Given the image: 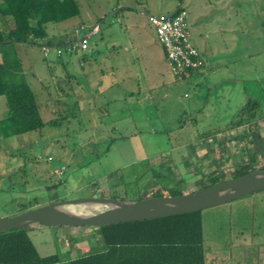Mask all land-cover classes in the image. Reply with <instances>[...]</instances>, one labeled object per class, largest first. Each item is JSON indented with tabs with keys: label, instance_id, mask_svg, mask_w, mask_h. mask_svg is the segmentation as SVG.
I'll list each match as a JSON object with an SVG mask.
<instances>
[{
	"label": "rangeland",
	"instance_id": "374dc122",
	"mask_svg": "<svg viewBox=\"0 0 264 264\" xmlns=\"http://www.w3.org/2000/svg\"><path fill=\"white\" fill-rule=\"evenodd\" d=\"M78 1L79 15L49 23L47 33L49 38L63 33L69 41L98 25L89 36L90 61L83 62L79 50H63L57 56L52 48L44 57L38 44H17L43 120L57 117L59 124L0 137V218L20 213L23 205L31 209L64 199L145 198L164 191L158 178L171 175L169 168L187 193L207 182L208 172L220 170L228 176L235 169L252 167L243 151L244 145L249 146L246 126L236 130L233 124L225 125L234 121L241 105L231 101L224 108L220 99L205 107L198 87L175 79L161 58L162 46L154 40L155 30L146 15L171 13L177 0ZM189 1L184 3L186 9ZM209 1L217 0H203V5ZM222 1L230 9L248 7L253 31L262 29L256 15L260 11L264 19V0ZM211 11L216 8L208 14ZM149 52L161 58L168 82L152 93V100L142 93L138 102L136 92L144 84L138 82L151 64ZM131 88L135 97H121ZM103 108L109 109V116L102 115ZM6 112L5 98L0 96V117ZM217 128L221 132L216 139L199 137ZM186 142L199 148L182 149ZM170 153L172 158L167 159ZM166 159L169 168L155 163ZM62 165L63 173L55 174ZM166 179L174 181L171 176ZM202 217L208 264H244L230 259L228 247L264 242V191L204 209ZM28 233L41 256L68 251L74 257L101 245L97 230L91 228L29 227ZM241 254L234 250V256ZM247 256V264H256L257 247L248 249Z\"/></svg>",
	"mask_w": 264,
	"mask_h": 264
},
{
	"label": "trees",
	"instance_id": "16d2710c",
	"mask_svg": "<svg viewBox=\"0 0 264 264\" xmlns=\"http://www.w3.org/2000/svg\"><path fill=\"white\" fill-rule=\"evenodd\" d=\"M79 7L78 0H0V96L5 98L7 108L6 115L0 117V137L8 138L45 125L59 124L57 117L47 122L43 120L40 104L24 74L17 44L41 46L39 40H44L47 45L65 44L67 41L63 37H48L47 25L78 16ZM258 104L255 99L249 98L231 127L249 122L259 109ZM245 140L249 144L252 142L249 138ZM243 151L252 167L235 169L228 176L220 170L208 172V181L197 189L264 168V154L250 151L245 145ZM169 170L171 175L158 178L164 191L147 197L183 193L173 171ZM155 176L159 177L158 174ZM169 176L174 177L175 182L168 181L166 178ZM262 191L264 189L258 192ZM28 209L27 205H23L21 212ZM79 227L97 230L101 245L74 257L68 251L41 256L28 228L2 231L0 264H208L202 210L101 227Z\"/></svg>",
	"mask_w": 264,
	"mask_h": 264
},
{
	"label": "crops",
	"instance_id": "0c3cea01",
	"mask_svg": "<svg viewBox=\"0 0 264 264\" xmlns=\"http://www.w3.org/2000/svg\"><path fill=\"white\" fill-rule=\"evenodd\" d=\"M185 1L186 0L180 2L183 7ZM178 3L179 2H177V5ZM203 4V0H190L187 8V20L188 25L191 27V31L189 28L190 41L204 57L205 64L199 70L187 71L180 80L188 81L198 87L200 91L199 97L203 101L204 106L208 105V103L212 100L218 101L220 99L225 101V105L223 106L224 108H229L231 101L236 107L241 105V108L249 98H253L258 101L259 109L257 110L255 116L249 122L234 128L239 130L246 126L248 136L245 137V139L249 138L252 140L248 147L252 151H256L260 155H263L264 19L261 20L259 11L256 18L259 22V29H262L253 31L249 16V9H247L248 7L246 8L243 6L244 8L239 7V9H230L231 5L226 6L225 1L223 2L222 0H217L216 2L213 1V3L209 1L208 4ZM177 5L171 13H148L146 16L172 15L176 10ZM213 8H216V12L211 11L212 13L208 14V11L213 10ZM221 10L222 13L220 12ZM62 34L59 33V36H52L50 38L59 39L63 37ZM63 38L65 39V37ZM154 40L157 42V39ZM137 41L143 43L144 39H138ZM161 52V58L166 60L163 48H161ZM82 55L83 62L90 61V56L88 57V53L86 51H84ZM147 57L151 60V64L149 65V70L146 71L147 74L143 81L139 80L138 82V85H140V83H144L136 92L138 102L141 98L140 94L142 93L148 94L147 99L152 100V93L156 92L159 87L166 85L168 82V76L166 77V74L164 73L167 71L160 68L161 58L155 57V55L151 52H149ZM132 89L133 88L123 90L121 97L125 99V94L135 97L134 90ZM101 111L104 116L110 115L109 109L103 108ZM238 115L239 113L236 116L238 117ZM235 119L234 121H229L225 125H232L233 122L237 120ZM234 128L232 130L233 133L236 131ZM220 132L221 130L217 128L206 133H201L199 137H204L205 134V137L207 138L213 137L216 139V136L218 137ZM189 146L199 148L198 145L193 142L189 144L186 142L184 146L182 145V149H189ZM172 149H174L173 146ZM167 156V159L172 158L171 153L170 156ZM167 159L165 160L166 162H163V160H156L155 163L157 165L168 167L166 166L169 162ZM254 243L255 242L251 240L250 244H230L228 247L229 252H231L230 259H234V261L237 260L235 262L242 261L244 264H247L248 249L252 246H256V264H264V242L257 243L256 245ZM234 250H238V252H242V254L236 257L233 255Z\"/></svg>",
	"mask_w": 264,
	"mask_h": 264
},
{
	"label": "water",
	"instance_id": "95a60500",
	"mask_svg": "<svg viewBox=\"0 0 264 264\" xmlns=\"http://www.w3.org/2000/svg\"><path fill=\"white\" fill-rule=\"evenodd\" d=\"M263 189L264 168L179 195L136 200L100 196L64 199L0 218V232L20 227H101L153 219L204 210Z\"/></svg>",
	"mask_w": 264,
	"mask_h": 264
},
{
	"label": "built area",
	"instance_id": "2783aa9c",
	"mask_svg": "<svg viewBox=\"0 0 264 264\" xmlns=\"http://www.w3.org/2000/svg\"><path fill=\"white\" fill-rule=\"evenodd\" d=\"M187 15V9L179 2L172 15L147 16L149 23L154 27L157 41L164 50L165 58L175 79H182L187 71L199 70L205 64L204 57L190 41ZM97 30L98 25H95L89 33L62 45L42 43L40 48L43 56L47 57L52 48L57 56H60L63 50L84 52L89 46V36ZM64 168L62 165L54 169L55 174H62Z\"/></svg>",
	"mask_w": 264,
	"mask_h": 264
}]
</instances>
